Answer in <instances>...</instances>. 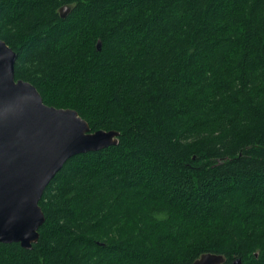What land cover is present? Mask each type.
Wrapping results in <instances>:
<instances>
[{
  "label": "trees",
  "instance_id": "1",
  "mask_svg": "<svg viewBox=\"0 0 264 264\" xmlns=\"http://www.w3.org/2000/svg\"><path fill=\"white\" fill-rule=\"evenodd\" d=\"M0 39L46 105L118 133L0 264H264V0H0Z\"/></svg>",
  "mask_w": 264,
  "mask_h": 264
},
{
  "label": "water",
  "instance_id": "2",
  "mask_svg": "<svg viewBox=\"0 0 264 264\" xmlns=\"http://www.w3.org/2000/svg\"><path fill=\"white\" fill-rule=\"evenodd\" d=\"M69 11L62 6L60 17ZM15 59L0 39V243L28 249L45 220L38 202L49 181L69 158L115 144L118 133L90 132L75 110L46 105L31 83L15 79ZM223 262L220 254L204 253L190 264Z\"/></svg>",
  "mask_w": 264,
  "mask_h": 264
}]
</instances>
